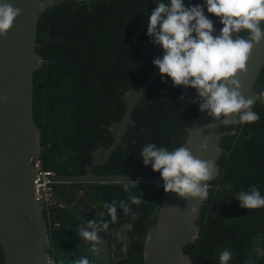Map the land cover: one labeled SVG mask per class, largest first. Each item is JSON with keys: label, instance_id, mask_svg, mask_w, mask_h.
I'll return each mask as SVG.
<instances>
[{"label": "trees", "instance_id": "1", "mask_svg": "<svg viewBox=\"0 0 264 264\" xmlns=\"http://www.w3.org/2000/svg\"><path fill=\"white\" fill-rule=\"evenodd\" d=\"M187 3V0H186ZM203 4V0H192ZM155 4L151 0H66L44 10L38 20L35 51L43 64L33 74V119L40 129L42 168L59 175H83L91 156L101 145L109 146L108 128L122 117L123 94L139 88L155 67L153 59L162 55L159 45L147 35V21ZM213 20L219 33L222 25ZM241 35H245L244 32ZM167 79V78H166ZM255 88L258 97L252 110L259 120L237 126L233 136H224L218 159L219 172L209 181V196L201 206L198 238L184 245L190 264H219V253L230 249L229 264H264L257 258L255 244L264 247V208L240 207L235 198L255 185L264 195V66ZM195 101V102H194ZM194 88L172 86L160 75L134 108L120 145L101 166L97 175H158L139 158L142 147L155 143L170 151L187 137L184 122L197 115ZM143 129V131H141ZM131 192L143 203L132 205L137 219L125 216L119 207L128 193L122 184H61L55 189L68 201L81 190L86 196L88 221L109 222V227L131 222L128 256L115 264H144L142 246L146 229L154 225L162 196L156 184H138ZM117 203V221L111 223L105 203ZM98 206L91 211L89 206ZM104 215L101 216L100 213ZM44 218L50 236L49 250L58 264H75L85 254L84 241L77 235V222L56 207L46 208ZM0 264H5L0 247Z\"/></svg>", "mask_w": 264, "mask_h": 264}, {"label": "water", "instance_id": "2", "mask_svg": "<svg viewBox=\"0 0 264 264\" xmlns=\"http://www.w3.org/2000/svg\"><path fill=\"white\" fill-rule=\"evenodd\" d=\"M64 1L66 0H6L13 7L21 9V12L7 35L0 36V247L4 262L46 264L45 258L51 256L50 236L44 218V210L48 207L56 206L68 211L77 221L75 231L78 236L81 229L92 231L85 218L88 210L81 213L76 210L79 197L72 202L67 201L56 191V185L121 184L120 182L128 180L162 187L154 225L146 229L143 241L144 264H190V258L183 252V247L196 241L203 201L185 200L175 193L165 192L160 174L97 175L93 172V167L103 165L122 142L134 108L160 75L157 67L153 68L139 88L131 87L123 94L125 108L122 117L119 121H113L107 132L112 142L109 146L101 145L94 151L86 173H53L48 177L49 190L46 193L39 191V195L35 193L34 168L35 161L41 163V133L33 119V74L44 61L35 51L37 24L44 10ZM160 2L161 0H154L153 3L156 6ZM263 66L264 39L253 46L246 62V72L238 73L243 94L246 98L253 99L254 103L258 97L255 82ZM202 102V99H198L197 115L184 122L187 137L182 145L194 157L213 161L218 175L217 162L222 154L221 139L233 136L238 125L225 126L222 123L225 119L223 115L216 120L207 111H201ZM231 118L235 119L236 116ZM205 140L208 148L202 150L200 145ZM193 205L195 212L192 210ZM125 224L107 230V239L98 233L99 246L94 254L91 253L94 261L111 264V257L114 261L127 257L128 231H123L122 241L115 237L116 231ZM111 247L114 250L112 254ZM120 252L122 254L118 257Z\"/></svg>", "mask_w": 264, "mask_h": 264}, {"label": "clouds", "instance_id": "3", "mask_svg": "<svg viewBox=\"0 0 264 264\" xmlns=\"http://www.w3.org/2000/svg\"><path fill=\"white\" fill-rule=\"evenodd\" d=\"M205 10L219 19L222 25L219 33ZM20 12L21 9L6 0L0 2V36L7 35ZM242 32L245 35H241ZM147 35L162 49V55L152 61L162 82L170 79L173 87L194 88L197 99L203 100L200 110L207 111L216 120L223 115L225 126L251 124L259 120V114L252 110L253 99L246 98L242 92L238 73L246 72V62L253 46L264 39V0H203V4H193L192 0H187V3L186 0H161L148 18ZM259 100L264 102V92L260 93ZM233 115L235 119L231 118ZM200 147L207 150V140ZM139 158L145 166L150 165L154 172L160 174L165 192L175 193L185 200L199 199L202 202L208 199V182L217 175L213 161L194 157L183 145L170 151L155 143L144 145ZM120 183L128 193V199L120 200L119 207L125 216L130 215L135 220L137 214L131 206H139L144 201L140 195L131 192L130 186L138 185V182L126 180ZM235 198L242 208H264V195L255 185L248 191L239 192ZM104 207L110 222L116 223V201L105 203ZM192 210L195 212V205ZM88 227L92 231L81 229L79 235L85 242H90L91 253L94 254L100 243L98 233L108 229L109 222L90 220ZM133 227L129 222L121 231H131ZM254 251L257 258L264 256V247L259 240ZM45 259L46 264H58L52 256ZM231 259L230 249L219 253V264H229ZM75 264H90L89 256H82Z\"/></svg>", "mask_w": 264, "mask_h": 264}, {"label": "flooded vegetation", "instance_id": "4", "mask_svg": "<svg viewBox=\"0 0 264 264\" xmlns=\"http://www.w3.org/2000/svg\"><path fill=\"white\" fill-rule=\"evenodd\" d=\"M60 195H61V193H60ZM62 197H64L63 195H61ZM77 197H79L78 198V201H77V204H76V210L79 212V213H81V212H83L84 210H88V209H86L85 208V203H86V196L84 195V193L81 191V190H79L78 192H77V196H76V198ZM65 198V197H64ZM66 199V198H65ZM75 199V198H74ZM67 200V199H66ZM68 201V200H67ZM73 201V200H72ZM72 201H69V202H72ZM52 207H56V206H52ZM48 208H50V207H48ZM47 208V209H48ZM56 208H58V207H56ZM89 209L91 210V211H96L97 209H98V206L94 203L92 206H89ZM64 211H66V210H64ZM68 212V211H67ZM69 213V212H68ZM70 214V213H69ZM71 215V214H70ZM72 216V215H71ZM73 217V216H72ZM89 217V214H88V211H87V213H86V216H85V218H86V221H88V218ZM74 218V217H73ZM74 220H75V218H74ZM76 221V220H75ZM77 222V221H76ZM122 224H124V223H121V224H117V225H114V226H110V227H108V229H106L105 231H103V232H100V234L101 235H103V237H105L106 239H107V237H106V233H107V230H110L111 228H114V227H116V226H119V225H122ZM76 226H77V224H76ZM76 228V227H75ZM123 232L121 231V229H119L118 231H116V235H115V237L117 238V240H119V241H122V236H123ZM80 237V236H79ZM81 238V237H80ZM82 239V238H81ZM83 240V239H82ZM84 241V240H83ZM84 245H85V247H86V250H85V254L87 255V254H89V255H91V248H90V242H85L84 241ZM110 251H111V254L113 253V248L111 247V249H110ZM121 254H122V252H120V253H118L117 254V256L119 257V256H121ZM128 256V255H127ZM91 257H92V255H91ZM126 257V256H125ZM125 257H123V258H125ZM123 258H121V259H123ZM93 259V258H92ZM121 259H118V260H116V261H114L113 259H112V257H111V264H115L116 262H118L119 260H121ZM93 262L94 263H99V262H96V261H94V259H93ZM91 264H93V263H91ZM100 264V263H99Z\"/></svg>", "mask_w": 264, "mask_h": 264}, {"label": "built area", "instance_id": "5", "mask_svg": "<svg viewBox=\"0 0 264 264\" xmlns=\"http://www.w3.org/2000/svg\"><path fill=\"white\" fill-rule=\"evenodd\" d=\"M53 174L51 171L44 170L42 164L39 161H35L34 178H35V190L39 195V191L46 193L49 190L50 181L48 177Z\"/></svg>", "mask_w": 264, "mask_h": 264}]
</instances>
